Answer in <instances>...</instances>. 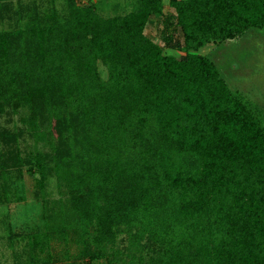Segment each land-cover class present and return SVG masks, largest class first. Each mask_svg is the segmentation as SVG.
I'll return each mask as SVG.
<instances>
[{
  "label": "trees",
  "instance_id": "16d2710c",
  "mask_svg": "<svg viewBox=\"0 0 264 264\" xmlns=\"http://www.w3.org/2000/svg\"><path fill=\"white\" fill-rule=\"evenodd\" d=\"M54 1L0 0V118L19 114L0 124V190L20 199L8 178L24 170L58 192L16 235V264H264V114L199 53L264 30V0H168L166 16L134 0L108 17ZM162 15L180 56L145 33Z\"/></svg>",
  "mask_w": 264,
  "mask_h": 264
},
{
  "label": "rangeland",
  "instance_id": "374dc122",
  "mask_svg": "<svg viewBox=\"0 0 264 264\" xmlns=\"http://www.w3.org/2000/svg\"><path fill=\"white\" fill-rule=\"evenodd\" d=\"M48 3V0H40ZM79 4H96L97 11L101 16L108 17L123 15L134 8V0H77ZM54 6L61 12L65 10L63 0H55ZM164 15L172 13L168 0H163ZM151 17L145 27V33L157 41L165 54L180 56L182 53L175 49L165 47L161 40L162 19L165 17ZM177 29L174 31V38L179 39L181 35ZM202 55L209 56L220 69L232 89L240 91L253 104L258 106L264 114V30L253 29L246 32L242 37L222 42L221 44H207L199 50ZM99 69L103 77L106 72L101 63ZM19 114H3L0 124L11 128L13 123H18ZM26 142V145L24 143ZM33 139L26 137L20 145L22 155L25 156L33 148ZM37 148L47 149L40 143L34 145ZM33 162V159H31ZM24 169V168H23ZM8 182L15 181L18 186L19 195L13 193L14 189L9 188L4 198L0 190V264H16L13 251L22 252V239L16 235L25 234L27 229H32L40 222L42 213V197H56L58 195L54 178L48 180L44 190L40 191L34 185L35 179L26 171L21 173L13 171ZM10 179V181H9ZM19 199V200H18ZM13 244V248L9 245ZM24 244V243H23ZM53 252L62 249L56 242H52ZM73 252V251H72ZM22 256L23 253H20ZM74 261L61 260L56 264H70ZM76 263H81L76 261Z\"/></svg>",
  "mask_w": 264,
  "mask_h": 264
}]
</instances>
